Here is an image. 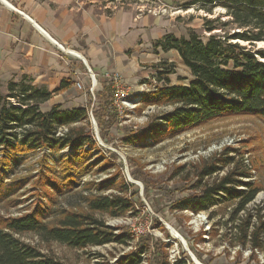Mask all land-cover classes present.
Wrapping results in <instances>:
<instances>
[{
	"label": "trees",
	"instance_id": "trees-1",
	"mask_svg": "<svg viewBox=\"0 0 264 264\" xmlns=\"http://www.w3.org/2000/svg\"><path fill=\"white\" fill-rule=\"evenodd\" d=\"M187 5H199L208 14L215 7H222L227 18L202 17L201 29L207 36L192 30L187 37L166 33L153 42V47L163 52L174 50L189 70L191 79L185 86L170 85L168 76L174 73L175 65L159 62L155 68L157 75L164 77L165 86L142 95V106L138 110L150 105L171 109L158 118H150L143 128L124 139L126 144L147 147L184 131L233 117H253L264 122V50L255 49L256 44L264 42V0H191ZM32 83L30 77L23 75L7 83L5 94L0 92V164L10 171L28 153L47 150L49 155L43 153L42 170L35 178L38 186H45L51 195H43L44 204L48 205L37 202L20 216L0 220V264H62L19 239L27 233L42 242H57L77 250L126 244L125 233L116 232L92 214L117 218L134 210L122 196L128 189L124 184L115 182L110 187L115 186L119 193L109 195H103L108 186L95 184L99 195L83 197L88 211L54 209L56 198L72 192L78 176L99 166L98 159L88 162L90 157L95 158L90 150L97 146L90 129L88 131V107L93 102L92 97L89 96L85 107L63 109L53 105L41 111V104L70 84L62 81L59 88L49 91ZM106 90L98 91L96 102L92 104L102 112L96 116L98 121L100 116L109 119L113 114L109 103L113 91L111 89L108 95ZM84 146L89 150L83 149ZM65 149L73 152L64 155L59 165L50 167V156ZM222 153L224 157L201 167L197 180L200 190L179 199L172 210L194 214L209 212V221H213L216 211L211 210L225 208L224 221L215 222L213 226L221 225L223 237H234L231 246L264 255V202L254 203L257 194L264 189L250 180L252 175L244 157L230 148H224ZM237 154L239 161L235 160ZM105 167L100 165L97 169ZM223 168L227 171L218 176ZM211 176L214 177L210 183L202 182ZM4 178L0 171V180ZM40 190L42 188L38 187L37 191ZM141 242L136 249L117 259L116 264H140L142 255L150 252L148 244ZM151 253L155 256L154 264H187L182 258L171 262L167 252L163 253L159 247Z\"/></svg>",
	"mask_w": 264,
	"mask_h": 264
},
{
	"label": "rangeland",
	"instance_id": "rangeland-1",
	"mask_svg": "<svg viewBox=\"0 0 264 264\" xmlns=\"http://www.w3.org/2000/svg\"><path fill=\"white\" fill-rule=\"evenodd\" d=\"M189 1L191 0H144L141 4L136 3L143 6L138 7L137 12L148 14L152 18L158 17L163 30L176 37H187L192 30L207 36L208 33L201 29L204 16L213 18L220 15L222 19L227 18L222 7H215L208 14L199 5H187ZM255 49L264 50V42L256 44ZM135 53L137 52L134 51ZM135 57L138 61L142 60L136 72H130V77H136V81L125 83L121 76L122 85L129 89V96L119 107L112 104L113 99L111 102L109 100L113 112L109 119L100 116L98 121L96 116L102 112L92 104L96 102L98 91L103 92V88H106L109 95L112 87L105 82L100 84L99 81L97 89L95 88L93 102L88 107V131L90 129L97 146L90 150L95 158L90 157L88 162L98 159L99 166L78 176L76 187L72 192L58 196L54 207L88 211L83 197L99 195L95 191V184L109 187L103 195L119 193L115 186L110 187L115 182L126 185L128 189L122 196L131 203L134 210L117 218L92 213L106 225L115 228L116 232L125 233L128 236L126 244L77 250L57 242H42L31 233L24 234L19 239L51 255L62 264H116L117 259L136 249V245H141L142 240L148 244L150 252L142 255L143 261L140 264H154L155 256L151 252L156 247L162 249L163 253L167 252L171 262L175 258H182L187 264H264L263 254H251L248 248L231 246L234 237H223L221 225L213 226L215 222L224 221L225 208L211 210L216 211L213 221H209V212L194 214L190 211L172 210L179 199L200 190L197 180L201 167L224 157V148L233 149L244 157L245 165H248L252 175L250 180L259 183L264 189V122L253 117H233L184 131L147 147L126 144L124 139L143 128L150 118H158L171 109L170 106L150 105L138 110L142 106V95L165 86L164 77L157 75L155 66L161 61L175 65L174 73L168 76L170 85L185 86L191 79L189 70L175 52L157 53L151 50L139 52ZM0 92L5 94L6 86H1ZM83 93L87 97L91 96L88 85ZM51 104L52 101L48 100L39 108L47 111ZM88 104L87 100L84 107ZM99 123L101 126H98ZM83 149L89 150L86 146ZM72 152L71 149H65L51 155L49 166L54 168L59 165L62 157ZM43 153L49 155L44 149L28 153L10 171L0 164V171L5 175L0 180V220L20 216L37 202L46 203L43 195H51V192L43 185L38 186L35 178L42 170ZM238 154L235 155L236 161H239ZM100 165L106 167L103 170L97 169ZM226 171V168L221 169L218 176L224 175ZM213 177H205L202 182L210 183ZM87 183L86 187L83 186ZM38 187L42 188L40 192L37 191ZM261 202H264V190L254 199L256 204ZM134 232L138 234L135 235Z\"/></svg>",
	"mask_w": 264,
	"mask_h": 264
},
{
	"label": "crops",
	"instance_id": "crops-1",
	"mask_svg": "<svg viewBox=\"0 0 264 264\" xmlns=\"http://www.w3.org/2000/svg\"><path fill=\"white\" fill-rule=\"evenodd\" d=\"M142 2L0 0V88L23 75L49 91L67 81L70 85L49 101L51 106L72 109L84 107L89 99L83 93L90 84L88 69L96 77V89L109 72L120 73L123 82L136 81L130 72L142 62L137 53L175 52L153 47L168 32L158 17L138 14L137 8L143 6L136 3Z\"/></svg>",
	"mask_w": 264,
	"mask_h": 264
},
{
	"label": "built area",
	"instance_id": "built-area-1",
	"mask_svg": "<svg viewBox=\"0 0 264 264\" xmlns=\"http://www.w3.org/2000/svg\"><path fill=\"white\" fill-rule=\"evenodd\" d=\"M79 55V54H78ZM80 58H82L79 55ZM88 78H89V93L94 98V92L96 87V77L95 75L88 69L87 70ZM105 83L110 85L112 87L113 91V101L112 104L116 107H119L121 104H123V101L129 96V89L122 85V78L121 75L117 72H109L104 74ZM76 88L80 89L81 85L80 83H76ZM139 233V231H137ZM134 232L135 235L138 233ZM141 233V232H140Z\"/></svg>",
	"mask_w": 264,
	"mask_h": 264
},
{
	"label": "bare ground",
	"instance_id": "bare-ground-1",
	"mask_svg": "<svg viewBox=\"0 0 264 264\" xmlns=\"http://www.w3.org/2000/svg\"><path fill=\"white\" fill-rule=\"evenodd\" d=\"M72 54H74V55H77V53H74V52H71Z\"/></svg>",
	"mask_w": 264,
	"mask_h": 264
}]
</instances>
